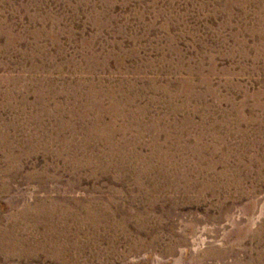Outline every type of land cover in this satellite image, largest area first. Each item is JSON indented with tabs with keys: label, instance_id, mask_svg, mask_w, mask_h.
<instances>
[{
	"label": "rangeland",
	"instance_id": "1",
	"mask_svg": "<svg viewBox=\"0 0 264 264\" xmlns=\"http://www.w3.org/2000/svg\"><path fill=\"white\" fill-rule=\"evenodd\" d=\"M0 264H264V0H0Z\"/></svg>",
	"mask_w": 264,
	"mask_h": 264
}]
</instances>
